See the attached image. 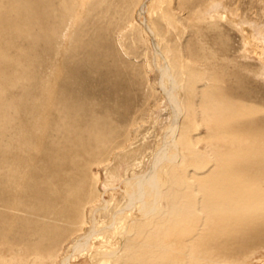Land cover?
<instances>
[{"label":"rangeland","instance_id":"obj_1","mask_svg":"<svg viewBox=\"0 0 264 264\" xmlns=\"http://www.w3.org/2000/svg\"><path fill=\"white\" fill-rule=\"evenodd\" d=\"M88 1L73 6L79 18L76 37H58L56 52L50 50L51 40L28 38L23 26L0 18L3 102L27 99L45 78L55 81L52 71L57 68L59 88L76 106L84 103L82 115L95 124L94 133L123 145L111 157L103 155L86 166L92 189L105 192L109 209L97 212L98 235L89 238L86 227L81 238L66 245L65 264H145L140 261L143 250L167 253L161 264H182L186 252L181 245L193 238V252L206 255L211 264H264V202L253 195L242 204L233 197L238 205L230 214L227 193L209 191L216 189L208 186L212 171L225 160L218 146L202 140L201 130L205 114L210 126H235L243 106L264 124V5L258 0ZM8 5H1L0 17L6 8L21 14ZM204 52L219 57L221 65L207 66ZM229 215L234 228L225 226ZM157 229L168 234L166 245L176 239L170 250L156 251L155 240H149ZM80 241L85 246L75 251ZM2 242L0 264L13 257V264L27 262L22 254L26 241Z\"/></svg>","mask_w":264,"mask_h":264},{"label":"bare ground","instance_id":"obj_2","mask_svg":"<svg viewBox=\"0 0 264 264\" xmlns=\"http://www.w3.org/2000/svg\"><path fill=\"white\" fill-rule=\"evenodd\" d=\"M77 1L0 0V7L5 3V5H15L17 10L21 11V14H18L21 16L17 17L16 13L11 14L10 9L6 8L1 13L3 16L0 18L4 17L3 19L7 21L17 22L20 26H23L22 33H25L28 38L31 35L35 39L51 40L54 45L50 46V50L56 52L58 51L59 44L58 37L59 41L64 38L70 41L76 37V35L73 36V33L75 21L79 18L76 16L78 12L74 14L73 6ZM258 1L264 5V0ZM47 49L48 46L45 51ZM202 56V59L207 62V66H211L213 69L221 65L219 57L217 58L218 60H215V58L207 53ZM196 59L198 60L199 58L196 57ZM225 59V61H229L230 65L235 64L233 63L235 62L232 60L233 58ZM10 64L7 62V65ZM22 66L20 65V67ZM29 70L30 67L27 71ZM52 73L54 74L53 80L55 81L51 83V79L45 78L41 83L37 84L35 82L37 85L28 91L29 93L33 92V94L29 95L28 93L27 99L23 100L22 98L21 101L9 100V102L4 103L0 98V246H2V241L8 239L17 238L21 242L26 241L27 245L24 246L22 254H24L23 256L29 264H65L68 261V258L64 256L66 245L73 239L80 237L86 227H89L90 230L89 238L98 235L97 212L109 209V205L105 201V192L92 189L94 185H90L91 175L86 171V166L98 162L103 155H106V157L110 156V154L112 155L115 149L123 147L121 143V145L116 144V140L114 141L110 136L103 137V139L99 134L94 133L95 124L90 122V120L86 122L83 118L82 112L86 108L83 105L84 103L82 104L83 106L81 104L76 106V102L73 99L69 96V99H67L65 88L61 89V86L59 88L60 82L58 79L60 72L55 68ZM23 76L25 75H22V78ZM88 106L91 111H94L92 105ZM71 109L75 111L71 113ZM237 112L239 116L236 118L235 126H228L226 124L210 126L211 117L207 114L203 115L201 120V130L204 133L202 140L209 146H218L221 151L218 154L225 160L224 164L212 171V178L214 180L208 186L213 187L215 185L216 189H209V191L212 194L215 192L216 194L217 192L219 194L221 192L227 193L225 195L229 201L227 199L224 200L228 202V207L225 209L228 212L230 211V214L236 211L237 208V202L236 204L233 203V197L239 203L242 202V204H244L243 202L246 199L248 201L249 196L253 195L256 196L255 198L261 200V202H264V124L262 121V123L259 122L260 120L256 122L253 113L249 114V109L244 108V106L243 109L239 108ZM81 130H85V132H80ZM128 140L126 139V143ZM78 158L82 159V161H77L76 159ZM66 162H69L70 168L68 170L65 169ZM197 170L200 171L199 169ZM254 202H252V205ZM221 205L224 204L222 203ZM222 208L221 211L223 210ZM230 216L232 215H229L228 220ZM229 221L225 226L232 228L233 224L231 220ZM230 223L232 224L231 226H229ZM131 225L133 227L134 223ZM167 238L168 234L165 230L157 229L156 233H151L149 240H155L156 251L170 250L176 239L173 242L169 241L171 245H166L168 241L166 240V243L164 241ZM193 239L191 241L187 239V241L185 240V244L181 245L186 252V256L182 259V264H211L209 262L210 259L208 261L207 257H205L206 255L203 256L197 252H193L192 249L195 247ZM17 245L20 246L19 243ZM79 246L82 248L85 244L82 241L78 242L74 250L77 251ZM195 249L197 248L195 247ZM1 250L0 255L2 254ZM159 253H148V251L143 250L142 258L139 260L145 264H161L164 253ZM13 258L10 260L8 257L9 262L5 264H13ZM172 263L170 262L169 264Z\"/></svg>","mask_w":264,"mask_h":264}]
</instances>
